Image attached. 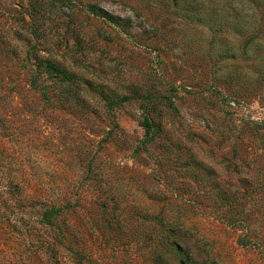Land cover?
Segmentation results:
<instances>
[{
	"label": "rangeland",
	"instance_id": "rangeland-1",
	"mask_svg": "<svg viewBox=\"0 0 264 264\" xmlns=\"http://www.w3.org/2000/svg\"><path fill=\"white\" fill-rule=\"evenodd\" d=\"M0 264H264V0H0Z\"/></svg>",
	"mask_w": 264,
	"mask_h": 264
},
{
	"label": "trees",
	"instance_id": "trees-1",
	"mask_svg": "<svg viewBox=\"0 0 264 264\" xmlns=\"http://www.w3.org/2000/svg\"><path fill=\"white\" fill-rule=\"evenodd\" d=\"M50 66L51 65H49V67ZM36 78H37L36 75H33V77L31 78V80H30L31 87L33 89L34 88L40 89L41 92H43L42 94L45 96L46 90L37 82ZM123 101H124V99H119V100L115 101L114 104H120ZM141 125L143 126L144 132H145L143 142H151L154 138V124H153L152 118L149 116H144L141 120ZM69 206H71V205H69V203L64 204V207L71 208ZM62 209H63L62 205L61 206H55V207H52L51 211L59 212Z\"/></svg>",
	"mask_w": 264,
	"mask_h": 264
}]
</instances>
